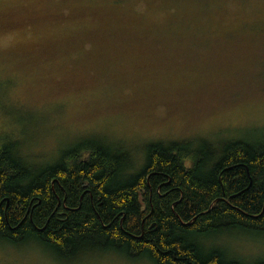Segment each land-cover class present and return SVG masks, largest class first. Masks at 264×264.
Here are the masks:
<instances>
[{
    "label": "rangeland",
    "instance_id": "374dc122",
    "mask_svg": "<svg viewBox=\"0 0 264 264\" xmlns=\"http://www.w3.org/2000/svg\"><path fill=\"white\" fill-rule=\"evenodd\" d=\"M162 28L213 32L225 48L203 64L165 60L151 50ZM262 63L264 0H0V145L12 139L40 171L119 141L137 156L156 143L264 144ZM252 239L239 251L264 258V239ZM28 242H0V264H150Z\"/></svg>",
    "mask_w": 264,
    "mask_h": 264
},
{
    "label": "trees",
    "instance_id": "16d2710c",
    "mask_svg": "<svg viewBox=\"0 0 264 264\" xmlns=\"http://www.w3.org/2000/svg\"><path fill=\"white\" fill-rule=\"evenodd\" d=\"M165 31L156 32L151 46L165 60L203 64L225 48L208 37L213 32L181 39ZM5 142L1 244L33 241L69 257L95 249L133 263L264 264L239 251L252 238L264 239V144L240 140L215 151L205 143H156L137 156L119 141L71 149L59 163L34 171L21 146L14 151L12 139Z\"/></svg>",
    "mask_w": 264,
    "mask_h": 264
}]
</instances>
